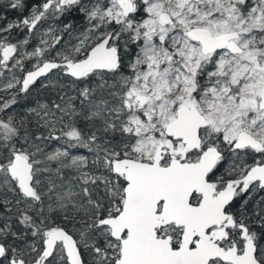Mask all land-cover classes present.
<instances>
[{"label":"snow or ice","instance_id":"6c2138e0","mask_svg":"<svg viewBox=\"0 0 264 264\" xmlns=\"http://www.w3.org/2000/svg\"><path fill=\"white\" fill-rule=\"evenodd\" d=\"M0 10V264H264V0Z\"/></svg>","mask_w":264,"mask_h":264},{"label":"trees","instance_id":"16d2710c","mask_svg":"<svg viewBox=\"0 0 264 264\" xmlns=\"http://www.w3.org/2000/svg\"><path fill=\"white\" fill-rule=\"evenodd\" d=\"M0 14H3V10H0ZM6 15L8 16L9 19H11L12 17H15L17 16V13L16 12H13V11H10L8 10L6 12ZM28 50H31V49H28ZM52 97V94L50 91H48L47 89H42L40 87V84L38 83L36 86H35V89L33 90L32 94H31V97L29 98V100L25 101L26 103H29L31 104V102L33 100H41V101H44V100H47L49 98ZM34 106V105H33Z\"/></svg>","mask_w":264,"mask_h":264}]
</instances>
